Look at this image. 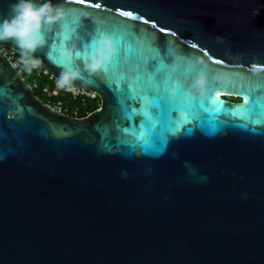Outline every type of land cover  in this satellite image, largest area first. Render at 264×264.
Listing matches in <instances>:
<instances>
[{
  "label": "water",
  "instance_id": "1",
  "mask_svg": "<svg viewBox=\"0 0 264 264\" xmlns=\"http://www.w3.org/2000/svg\"><path fill=\"white\" fill-rule=\"evenodd\" d=\"M15 3L0 0V21ZM51 3L65 15L43 25L46 43L34 56L57 79L64 66L48 56L52 36L60 33L59 43L63 24L76 18L88 30L107 22L133 41L151 37L176 72L182 61L211 68L226 106L243 102L231 82L264 84V0ZM82 31L75 28L64 49L74 48L72 66L80 69L72 86L99 96L85 116L40 98L3 48L20 50L0 41V264H264V117L221 115L215 130L193 122L175 135L161 118L160 141L144 147L132 134L142 117L126 118L99 70L84 69L94 49L76 58ZM196 81L207 96L208 77Z\"/></svg>",
  "mask_w": 264,
  "mask_h": 264
},
{
  "label": "snow or ice",
  "instance_id": "2",
  "mask_svg": "<svg viewBox=\"0 0 264 264\" xmlns=\"http://www.w3.org/2000/svg\"><path fill=\"white\" fill-rule=\"evenodd\" d=\"M78 2L83 4L86 0ZM95 7L100 5L96 4ZM122 15L133 16L131 12H124ZM93 25V28L88 30L76 18L65 22L63 40L57 43L60 33L53 34L48 56L56 66H64V41L69 39V34L75 28L83 30L78 36L83 52L77 51V59L82 55L86 56L90 48L94 49L95 43L102 35L110 34L114 51L99 69L97 76L116 94L126 118L132 119L136 115L142 117L139 131L132 129V134L140 145L152 146L160 141L161 138L155 129L161 118L174 124L175 130L171 135L193 122L201 127L208 125L210 129L215 130L217 124L221 123V115L239 118L248 123L262 122L264 84L237 87L235 81L231 82L229 87L243 97V102L236 106H226L217 95L214 71L211 68L195 61H182V71L180 67V71L176 72L165 62V56L161 55L159 47L151 37L145 35L133 41L129 39L132 33L127 29L110 27L107 22L94 21ZM168 55H172L170 50ZM260 70L256 68L254 71ZM200 73L208 77L207 96L202 95L197 86L196 77ZM126 101L138 103L139 109H129ZM167 139L168 137L163 138L165 144Z\"/></svg>",
  "mask_w": 264,
  "mask_h": 264
},
{
  "label": "clouds",
  "instance_id": "3",
  "mask_svg": "<svg viewBox=\"0 0 264 264\" xmlns=\"http://www.w3.org/2000/svg\"><path fill=\"white\" fill-rule=\"evenodd\" d=\"M65 15L63 9L45 0L40 5L33 0H17L12 6V15L0 21V41L11 40L20 50L21 63L27 71H31L41 65L39 58L34 53L46 41L42 34L45 24H52ZM114 51V42L109 36L102 35L95 43L94 50L89 54L90 58L84 60V69L89 73H95L101 69ZM65 64L57 81L59 88L73 90V81L80 78V69L74 68V48L63 49ZM77 56V54H75ZM256 66H254V70Z\"/></svg>",
  "mask_w": 264,
  "mask_h": 264
},
{
  "label": "built area",
  "instance_id": "4",
  "mask_svg": "<svg viewBox=\"0 0 264 264\" xmlns=\"http://www.w3.org/2000/svg\"><path fill=\"white\" fill-rule=\"evenodd\" d=\"M3 50L7 54V56L10 58V60L13 62V64L16 66V68H18L20 72L22 73L21 55L16 54L15 52H13L12 50L8 48H3ZM42 70H43V73H48L46 70L44 69ZM49 78L53 80L54 86L52 88H49L48 86H44L42 87V91L51 100V101H46V102H48L54 108L64 113H68L74 116H85L91 112L90 110L86 109L89 101H94L96 102L97 106H99V103H100L99 96L94 90L87 89L84 87L72 86L73 90L69 91L66 88H59L57 86L58 79L55 78L54 76L49 74ZM31 86L34 88L37 86V84L34 83V84H31ZM60 95H65L67 96L68 99H71V100H79L80 106L79 107L76 106L74 108H71V111H67L66 109H64L62 101L56 100V98L59 97ZM82 111L83 113H80Z\"/></svg>",
  "mask_w": 264,
  "mask_h": 264
},
{
  "label": "trees",
  "instance_id": "5",
  "mask_svg": "<svg viewBox=\"0 0 264 264\" xmlns=\"http://www.w3.org/2000/svg\"><path fill=\"white\" fill-rule=\"evenodd\" d=\"M21 71H22V75L26 82H28L29 84H34V83L37 84V86L34 87V92L44 101H51L47 97V95L42 91V87L44 86H48L49 88H52L54 86L53 80L49 78V74L43 73V70L40 67L34 68L29 72L26 70L23 64L21 66ZM56 100H61L63 103L64 109H66L67 111H71V108L80 106L79 100L68 99L67 96L65 95H60L59 97L56 98ZM97 107L98 106L96 102L89 101L86 109L92 111ZM80 113H83V111Z\"/></svg>",
  "mask_w": 264,
  "mask_h": 264
},
{
  "label": "flooded vegetation",
  "instance_id": "6",
  "mask_svg": "<svg viewBox=\"0 0 264 264\" xmlns=\"http://www.w3.org/2000/svg\"><path fill=\"white\" fill-rule=\"evenodd\" d=\"M225 99L229 100V101H240L241 97L239 95L236 94H230V93H222L221 94Z\"/></svg>",
  "mask_w": 264,
  "mask_h": 264
}]
</instances>
